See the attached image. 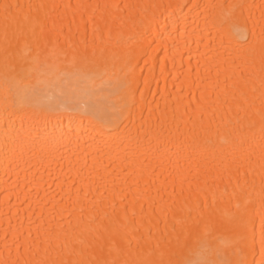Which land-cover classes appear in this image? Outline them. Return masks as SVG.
<instances>
[{
    "label": "bare ground",
    "instance_id": "bare-ground-1",
    "mask_svg": "<svg viewBox=\"0 0 264 264\" xmlns=\"http://www.w3.org/2000/svg\"><path fill=\"white\" fill-rule=\"evenodd\" d=\"M0 264H264V0H0Z\"/></svg>",
    "mask_w": 264,
    "mask_h": 264
}]
</instances>
